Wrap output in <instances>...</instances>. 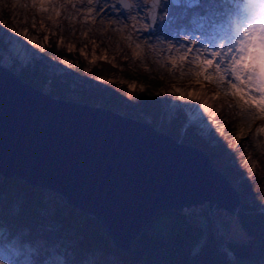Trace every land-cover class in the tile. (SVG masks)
Segmentation results:
<instances>
[{"label":"water","instance_id":"95a60500","mask_svg":"<svg viewBox=\"0 0 264 264\" xmlns=\"http://www.w3.org/2000/svg\"><path fill=\"white\" fill-rule=\"evenodd\" d=\"M0 173L61 195L124 250L159 210L218 201L214 208L234 214L240 203L201 149L109 109L54 98L2 65Z\"/></svg>","mask_w":264,"mask_h":264},{"label":"rangeland","instance_id":"374dc122","mask_svg":"<svg viewBox=\"0 0 264 264\" xmlns=\"http://www.w3.org/2000/svg\"><path fill=\"white\" fill-rule=\"evenodd\" d=\"M111 2H113L117 9H128L130 7L129 0H111ZM169 3H171L172 6L170 8ZM249 3L250 0H234V5H237L238 9L241 11L246 9ZM8 5L9 3L7 0H0V23H6L7 19L11 17ZM154 5H156L155 17L151 22L150 15ZM217 5L221 6L223 11L227 9V6L222 0H194L191 4H189V0H180L178 5L172 2V0H164L163 3H161L160 0H148L145 2L144 17L140 25L147 33L148 31L145 29H150V31L154 30L156 26H158V20L164 21L168 19L170 22V34L173 35L175 34L174 25H177L181 29L183 28L182 26L191 22L195 16L192 14V11L202 10L204 15L211 16L213 19H218V14L214 16V12L208 9L209 6L216 7ZM58 6L63 10L69 9L65 2L62 1L58 2ZM84 6L83 4H79L77 9H82ZM165 10H172V14L169 18L163 15ZM20 15L22 21L27 20L31 27L36 28L33 23L34 18L31 10L24 9L20 12ZM57 22V29H50L53 33V37H49L46 33L42 34L40 37H35L38 48L25 59V61H27L26 67L21 71L18 70V65L21 61L17 58L18 55H16L13 56L12 64L7 69L13 72L22 81L54 98L109 109L125 117L143 121L155 130L171 136L179 143L190 145L191 142L188 143L183 139L181 141V137L175 138L174 135L170 134L168 131L171 126L172 131L178 130L180 136L184 134L187 139H189L190 136L192 138H199L206 147L214 148V151L219 150V153L224 154L218 168L221 171L225 170V168H227V171H231L228 177L226 175L224 176L236 190L239 197H242L247 203L256 201L260 210L264 212V132L259 131L260 128H264V124L258 122L255 127L251 128L248 141L246 139L238 141L236 130L240 127L243 114L237 103L232 105L231 103H227L220 112L218 131L211 133L209 137H205L196 125H191L188 120L190 117L189 111L186 108L179 106L171 110V112H167L166 102L161 94L165 87V74L158 66L159 62L157 60L154 61V59H152L154 62L152 65L148 63L149 57L148 59L146 57V60H144L141 55L136 61L135 58H133V54L130 55L129 52L125 51L121 54H111L105 49L98 51L91 49L88 53L84 50V44L78 42V40L81 41V39L76 37L78 30H76L75 25H72L69 31H67L69 36L65 38L66 36L61 34V30L64 29V24L61 23L60 20H57ZM6 27L7 31L12 30L10 25L6 24ZM23 30L26 31L27 28L24 26ZM157 36L161 37V35ZM4 37V35H0V61L4 58L6 53L5 47L10 43ZM125 43L128 45V41H125ZM92 68L95 69L93 70ZM95 71H101V75L96 76ZM147 82H152L156 86L150 91H153L150 96L159 100V114H148L142 111L135 102L134 94L142 92ZM112 85L114 86L113 91L117 93L119 98L115 106L108 104L105 101V97L96 95L95 91L98 87L108 88ZM125 89L127 91L125 92L126 95L123 94ZM169 102L170 101H168V103ZM249 157L253 162L252 168L245 165L246 158ZM237 173H239L240 176H238ZM4 178V175H0V181ZM36 186L39 187V185ZM41 188L43 189L44 198L47 200L46 208L41 211L45 218L43 224L35 223L34 232L21 225L14 226L13 228L10 227V225L0 222V226L6 225L9 230H15V232H18L16 229H22L25 234H27L25 231H29L31 234L33 232L35 235L45 237L47 240L46 242H51L54 247H57L58 253L61 256L62 254L65 256L66 264H75L77 258L72 255L71 250L75 246L78 238L76 239V236L73 235V229H67V227L61 228L62 225L59 222L48 217L54 214V210L61 206L64 199H61L60 195L53 198L51 197V191L49 189L43 188V186ZM216 202L218 203V201ZM206 206H208V203L204 202L201 203L199 207L206 208ZM193 218L205 230L207 229L210 218L206 217L204 213L195 214ZM221 225L224 234L229 238L238 240L243 237L235 214H230L226 221H221ZM63 229L71 234L70 240L58 238L60 236L55 235L57 230L60 231ZM23 236H21V241L28 238V236ZM8 238H10V236L4 238L3 242ZM77 242H80V240H77ZM69 245L72 247L71 250L68 248ZM48 248L32 249L28 251L21 260L20 258L14 260L12 257L10 260L6 261L4 259L0 261V264H49L48 257L52 255L53 247L51 246ZM85 251L96 255L104 254L101 258L104 262L100 264L122 263V261L119 260V256L115 253H108L99 249H83L79 252V256ZM32 257H38L39 261L35 262L32 260Z\"/></svg>","mask_w":264,"mask_h":264},{"label":"bare ground","instance_id":"6f19581e","mask_svg":"<svg viewBox=\"0 0 264 264\" xmlns=\"http://www.w3.org/2000/svg\"><path fill=\"white\" fill-rule=\"evenodd\" d=\"M60 1L65 2L69 9L63 10L60 8L58 6ZM146 1L148 0H129L130 7L128 9H117L111 0H7L11 17L7 19L6 23H0V35L6 33L7 36H15L18 41H22L23 45L27 47L14 45L10 42L5 47L6 53L0 61V65L9 68L13 56L18 55L17 58L21 61L18 70L21 71L27 64L25 59L38 48L35 37H40L44 33L49 37H53L50 29H57V20H60L64 24L61 34L68 38L67 31L72 25H75L76 30H78L76 37L81 39L78 42L84 44V50L88 53L91 49L94 51L105 49L111 54H121L125 51L129 52L130 55L133 54L136 61L141 55L144 60L149 57L148 63L152 65L154 63L152 59L157 60L159 62L158 66L165 74V87L161 94L166 102L167 112L183 105L198 106L207 124L211 126L210 132L203 123L199 121L192 122L189 118L188 120L192 126L196 125L205 137H209L211 133L218 131L220 112L223 106L227 103H231V105L237 103L242 111L243 119L240 127L236 130V137L238 141L243 139L248 141L251 128L255 127L258 122L264 124V112H259L256 108L245 104L238 95L226 89L215 78L206 79L202 74V69L199 68L200 61L195 59L198 54L201 55L202 59L206 58L203 56L206 48L216 49L217 44H232L238 33H240V29L250 19L248 7L241 11L237 5H234V0H222L227 6L225 11L218 5L216 7L209 6L208 8L214 12V16L218 14V19L204 15L202 10L192 11L195 16L190 23L182 26L181 29L174 25L175 34L173 35L170 34L169 27L159 37L151 34L158 33V26L146 33L140 25L144 17ZM98 2L103 5V8L99 11L96 10ZM79 4L85 6L82 9H77ZM260 5L261 0H250L249 8L259 15ZM170 7H172L171 3H169ZM109 8H111V11L105 15L104 9ZM24 9L32 11L33 23L36 28L31 27L29 21L21 20L20 12ZM168 13L167 18L172 14V10ZM166 20L169 25V20ZM6 24L11 26V31H7ZM24 26L27 28L26 31L23 30ZM240 34L242 35V33ZM7 36L4 38L8 41ZM125 41H128V45ZM189 41H195L196 43L193 45ZM189 47L194 50L188 53L187 59L182 60L181 57L184 56ZM168 101L170 102L168 103ZM245 165L249 168L253 167L250 157L246 158ZM0 175L2 174L0 173ZM55 196L53 198L57 197ZM16 230L18 232L9 230L6 225L0 226V261L4 259L7 261L12 257L14 260L16 258L21 260L32 249H46L52 246V255L47 256L48 263L66 264L65 256L58 253L57 247H54L51 242H46L45 237L35 235L33 233L35 230L32 234L25 231L27 235L24 236H28V238L24 241H21L23 230ZM9 236L10 238L5 239L3 242L4 238ZM103 256L104 254L96 255L88 252V264L104 262L101 260Z\"/></svg>","mask_w":264,"mask_h":264},{"label":"trees","instance_id":"16d2710c","mask_svg":"<svg viewBox=\"0 0 264 264\" xmlns=\"http://www.w3.org/2000/svg\"><path fill=\"white\" fill-rule=\"evenodd\" d=\"M100 72H96L95 75H101ZM113 87V85L108 88L98 87L95 91L96 95L105 97L108 104L115 106L119 98L113 91ZM155 87L152 82H147L142 92L134 94L136 104L148 114L160 113L159 100L150 96L153 92L150 91ZM125 92H127L126 89L123 91L124 95H126ZM168 131L175 138L181 137V141L183 139L188 143L191 142L190 145L201 149L210 157L212 165L217 170L227 177L230 175L231 171H227V168L223 171L218 168L224 155L219 153V150L214 151V148L206 147L199 138L190 136L187 139L184 134L180 136L178 130L172 131V126ZM237 174L240 176L239 173ZM50 193L51 197L54 194L59 196V194ZM60 198L64 199L61 195ZM46 205L47 200L40 186L30 185L25 179L16 176L5 177L0 181L1 223L13 228L21 225L34 231L35 223H44L45 218L41 211L46 208ZM207 212L208 206L201 207L197 211H180V208L159 210L130 242L128 250H122L113 243L98 219L69 205L65 199L61 206L54 210V214L48 217L59 222L62 225L61 228L73 229V235L80 242L76 240L73 249L71 250L70 245L68 248L77 259L79 252L83 249H99L115 253L122 261L121 264H264V212L260 210L256 201L247 203L240 197V203L234 214L243 237L235 240L224 234L220 241L231 251L232 261L219 248V240L211 220L205 230L193 218V215L201 213L209 217ZM55 235L68 240L71 238V234L65 229L57 230ZM38 259V257H32L35 262L39 261Z\"/></svg>","mask_w":264,"mask_h":264},{"label":"snow or ice","instance_id":"6c2138e0","mask_svg":"<svg viewBox=\"0 0 264 264\" xmlns=\"http://www.w3.org/2000/svg\"><path fill=\"white\" fill-rule=\"evenodd\" d=\"M160 2L163 3V0ZM172 2L178 5L180 0H172ZM193 2L194 0H189V4ZM102 8L103 5L98 2L96 10ZM260 8L261 11L257 15L248 6L250 19L240 29L242 35L238 33L232 44H217L216 49L206 48L203 54L206 58L202 59L198 54L195 59L200 61L199 68L202 69L206 79L215 78L226 89L238 95L245 104L256 108L259 112H264V0H261ZM109 11L111 8L104 9V14L107 15ZM168 14L167 10L163 12L165 16ZM157 25L159 31L151 33L152 35L163 34L170 27L167 20L157 21ZM145 30L150 31V29ZM4 35L7 36L6 33ZM7 39L14 45L27 47L15 36H7ZM189 43L195 45L196 42L189 41ZM193 50L189 47L181 59H187L188 53ZM181 107L188 109L189 119L192 122L203 123L210 132L211 126L207 124L198 106L190 104ZM259 131L264 132V128H260ZM21 235L27 234L21 233Z\"/></svg>","mask_w":264,"mask_h":264},{"label":"built area","instance_id":"2783aa9c","mask_svg":"<svg viewBox=\"0 0 264 264\" xmlns=\"http://www.w3.org/2000/svg\"><path fill=\"white\" fill-rule=\"evenodd\" d=\"M217 205V202L213 203L212 206L209 208L208 207V216L212 222L213 229L215 231L216 237L219 240V248L224 251L228 258L232 261L233 260V255L230 250L221 243V239L224 237V230L222 229L221 221H226L230 213L227 211L223 210L220 207L214 208ZM199 203H196V207L190 206L188 208L183 207V211H189V210H194L197 211L200 209Z\"/></svg>","mask_w":264,"mask_h":264},{"label":"clouds","instance_id":"9594fccd","mask_svg":"<svg viewBox=\"0 0 264 264\" xmlns=\"http://www.w3.org/2000/svg\"><path fill=\"white\" fill-rule=\"evenodd\" d=\"M75 264H88V252L81 253Z\"/></svg>","mask_w":264,"mask_h":264}]
</instances>
